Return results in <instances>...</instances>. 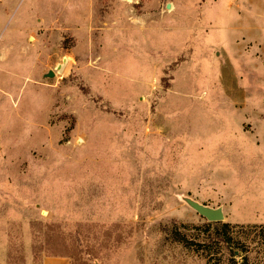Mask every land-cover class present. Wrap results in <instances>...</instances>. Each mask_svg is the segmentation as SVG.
<instances>
[{
  "label": "rangeland",
  "instance_id": "1",
  "mask_svg": "<svg viewBox=\"0 0 264 264\" xmlns=\"http://www.w3.org/2000/svg\"><path fill=\"white\" fill-rule=\"evenodd\" d=\"M53 256L264 264V0H0V264Z\"/></svg>",
  "mask_w": 264,
  "mask_h": 264
},
{
  "label": "trees",
  "instance_id": "2",
  "mask_svg": "<svg viewBox=\"0 0 264 264\" xmlns=\"http://www.w3.org/2000/svg\"><path fill=\"white\" fill-rule=\"evenodd\" d=\"M212 225H215L216 228H214V231L208 236V239H209V243L214 244L218 251L222 250V248H225V247L231 248L233 245L235 246L239 245L240 242H238V240L233 238L235 236H232L225 231L229 228H236V227H230L228 224L211 223L207 226V228L209 229L210 226ZM181 228L184 230L186 229L185 226H181ZM173 229L170 231L172 239L182 244L184 247H191L193 245H199L200 248L205 247L203 246L205 245V243L202 242L198 244H193L196 242H194V240L189 238L185 233H179L175 227ZM253 229H256V228H253ZM231 256H236L234 255V251L231 252ZM58 257H66V256H58Z\"/></svg>",
  "mask_w": 264,
  "mask_h": 264
},
{
  "label": "water",
  "instance_id": "3",
  "mask_svg": "<svg viewBox=\"0 0 264 264\" xmlns=\"http://www.w3.org/2000/svg\"><path fill=\"white\" fill-rule=\"evenodd\" d=\"M170 5L166 6V9L168 10ZM60 69L61 66H58ZM45 77L47 78H53L54 73L48 72ZM184 202L186 205L191 208L193 211H195L200 217L204 218L209 223H219L224 220V213L221 208H210L207 206H204L190 198H184Z\"/></svg>",
  "mask_w": 264,
  "mask_h": 264
},
{
  "label": "crops",
  "instance_id": "4",
  "mask_svg": "<svg viewBox=\"0 0 264 264\" xmlns=\"http://www.w3.org/2000/svg\"><path fill=\"white\" fill-rule=\"evenodd\" d=\"M40 264H72L71 260L67 257H44Z\"/></svg>",
  "mask_w": 264,
  "mask_h": 264
},
{
  "label": "bare ground",
  "instance_id": "5",
  "mask_svg": "<svg viewBox=\"0 0 264 264\" xmlns=\"http://www.w3.org/2000/svg\"><path fill=\"white\" fill-rule=\"evenodd\" d=\"M169 9H170V7H169Z\"/></svg>",
  "mask_w": 264,
  "mask_h": 264
}]
</instances>
